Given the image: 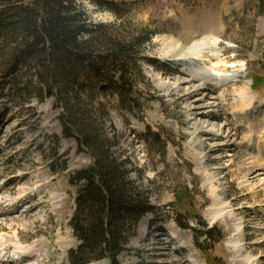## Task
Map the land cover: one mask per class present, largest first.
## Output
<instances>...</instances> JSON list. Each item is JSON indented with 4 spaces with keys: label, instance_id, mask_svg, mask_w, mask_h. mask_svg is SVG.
<instances>
[{
    "label": "rangeland",
    "instance_id": "rangeland-1",
    "mask_svg": "<svg viewBox=\"0 0 264 264\" xmlns=\"http://www.w3.org/2000/svg\"><path fill=\"white\" fill-rule=\"evenodd\" d=\"M76 2L85 10L89 25L120 23L151 32L139 61L141 74L131 79L129 104L123 105L118 95L105 85L98 87L93 105L86 106L83 101L95 127L107 138L114 156L125 163L129 179L139 191L148 195L149 204L154 208L144 216V238L140 237L135 246L128 247L139 236L137 225L125 250L118 256V263L173 264L174 257L159 254V247L166 232L174 230L179 235H187L186 246L193 253L194 264H243L239 260L244 256L256 259L251 264H264V221L261 216L264 214V180L252 187V191L242 186L241 181L250 165L248 160L252 161L248 159L250 154L246 144L234 147L241 142L236 135L232 139L233 146L211 154L223 157L210 163L207 171L189 148L194 140L189 128L194 121L202 119L197 116L190 121L188 115L189 108L205 106L201 108L205 110L211 102H214L212 108L216 109L214 105L219 101L223 119L234 123L239 116L233 118L228 112L241 101L238 91L246 88L254 99L251 120L255 123V138L264 127V6L259 0ZM186 34L216 40L222 57L241 64L235 81L214 92L213 96L218 95V100L208 99L207 90L185 98L186 93L198 86L195 83L176 89L161 86L163 82L181 81L184 76L175 63L161 59L158 53L162 47L160 37L183 40ZM1 77L0 115L6 122L0 126V193L7 197V203L23 191L29 198L19 204L18 214L13 215L18 217L17 221L13 223L6 217L0 222V235L11 237L15 233L23 246L40 242L48 245L45 258L30 257L26 259L28 264H70L68 253L77 247L78 241L69 221L79 188L71 185V181L75 172L88 166L91 159L74 138L64 137L60 112L52 97L40 101L24 92L15 95L13 84L23 88L32 82L29 67H23L18 74L5 80ZM254 77H259V82L254 83ZM186 86L191 89H185ZM197 98L201 101L196 102ZM222 120L215 122V131H222ZM13 127L16 128L13 130ZM204 133L197 135L198 141H204ZM221 141L216 140V143ZM261 173L259 178H264V169ZM209 175L213 179H209ZM213 186L217 188L215 194ZM39 188L44 192H36ZM179 191L182 196L178 195ZM217 199L233 204V211L239 208L235 213L243 224L241 251L232 243L236 236L231 224L222 218L211 221L208 217V209ZM38 201L39 205L34 207ZM255 202L262 204L257 207V215L248 208ZM29 206L33 210L27 212ZM6 210L8 208L3 206L0 208V211ZM180 223L190 228L180 229ZM210 228L221 238L205 236L204 232ZM156 231L162 235L154 237ZM169 235L175 237L174 233ZM153 239L155 243L148 250V243ZM2 247L8 253L15 251L11 242L2 244L0 249ZM22 254L21 251L20 258ZM89 264H109V260Z\"/></svg>",
    "mask_w": 264,
    "mask_h": 264
},
{
    "label": "trees",
    "instance_id": "trees-1",
    "mask_svg": "<svg viewBox=\"0 0 264 264\" xmlns=\"http://www.w3.org/2000/svg\"><path fill=\"white\" fill-rule=\"evenodd\" d=\"M76 1L0 0V76L5 80L29 67L33 80L23 88L13 84L15 95L52 97L64 137L74 138L91 159L71 181L79 186L69 221L78 245L69 251V263L108 259L119 264L129 236L154 208L129 179L83 101L93 105L98 87L105 85L129 104L131 79L141 74L139 61L151 32L120 23L89 25ZM204 233L221 238L212 228Z\"/></svg>",
    "mask_w": 264,
    "mask_h": 264
},
{
    "label": "bare ground",
    "instance_id": "bare-ground-1",
    "mask_svg": "<svg viewBox=\"0 0 264 264\" xmlns=\"http://www.w3.org/2000/svg\"><path fill=\"white\" fill-rule=\"evenodd\" d=\"M95 17L97 18V16ZM182 39L183 40H179L177 38L165 36L160 37L162 47L159 49L158 53L161 56V59L175 63L180 67L179 71L184 76L181 81H174L170 84L163 82L161 83V86L164 88L173 87L176 89L178 87L180 88V85H189L191 83H195L198 86L192 89L191 92L186 93L185 98H187L188 95L197 96L200 91L207 90L206 97L208 99L212 97L215 100H218L219 96H213L214 92H216L218 89H221V87H224L226 84L235 81L241 64L237 63V61L234 59L227 60L225 57H222L220 54L221 51L217 49L218 43L216 40H211L209 38L206 39L192 34H186V36ZM185 89L189 90L191 88L186 86ZM238 96L241 100L240 103L234 106L233 110L228 112L233 118H235L236 115L239 116L238 118H235L234 123H231L230 120L226 118L223 119V108L219 101L216 103V105H214L216 109L212 108L211 106L214 104V102H211L212 104L208 103V107L205 110L201 109L205 106H196L194 108L188 109L190 121H194L197 116L202 119L200 122L194 121L192 126L189 128V131L193 135L194 139L190 143L189 148L195 159L201 163L202 168L208 171L210 168V163L219 161L223 157L211 154L220 152L226 147H229V145L230 147L233 146L234 142L232 139H234L237 135L236 137H238L241 142H239V144L235 145L234 147H239L242 143H245L249 152L248 154H250L248 159L252 160H248L250 165L248 168H246L247 172L245 173L244 180L241 181V184L252 191V187H254L259 182L262 183L264 180V178H259L263 173H261V170L264 169V160L261 161L264 156V127H261L258 132L259 134L257 133L258 135H256L257 137L255 138V123L253 124V121L251 120V111H253L255 108L254 99L246 91V88L240 89L238 91ZM197 101H201V99L197 98L196 102ZM193 109H196V112H193ZM191 115H193V117ZM9 116H11V114ZM218 119H223L220 122L222 125L221 132L215 131L214 129V124L218 121ZM4 122L6 121H4L0 115V126H2ZM15 128L16 127H13L12 129L14 130ZM203 132H205L204 141H198L196 138L197 135L203 134ZM220 139L223 140L221 141L222 143H216V140ZM259 160L261 163H259ZM209 179H213V176L209 175ZM262 184L264 185V182ZM43 190V188H39L36 189V192L43 193ZM23 192L17 194L12 201L10 200L9 202L11 203H7V197L1 196L0 193V208H2V206L8 208V210L5 212L0 211V222L6 220V217H10L9 219H11L13 223L14 221L18 220V217L13 215L18 214L19 204L29 198V195ZM212 192L215 194L217 192V188H214L213 186ZM38 205L39 201L34 207H37ZM232 206L233 204H226L224 201L217 199L215 204L208 209V217L211 221L222 218L226 223L229 222L231 224L235 230L236 236V238L232 240V243L238 251H241L243 249L241 242L244 241L242 238L243 224L241 222V218L236 217L235 211H237L239 208H236V210L233 211ZM261 206L262 204L260 202H255L250 204L248 208L252 210L253 215H257V212H259L257 211V207ZM26 209L27 212L33 210L30 206ZM261 216L264 221V214H261ZM145 223L146 219L143 218L140 221L137 230L139 236L134 238L132 240L133 242L128 244V247L135 246V242H137L140 237L144 238ZM170 233H174L175 237L173 238L171 235H169ZM153 235L156 237L158 235H162V233H160V231H156ZM171 237L174 239L173 241ZM163 238L164 241L161 244L162 246L159 247V250H161L159 254L166 256L170 255L174 257L172 262L173 264H194L192 260L193 253H191V249L186 246L187 235H179L177 231L168 230ZM154 239L152 240L153 243H155ZM6 242H11L14 245L15 251L12 254L21 251L23 254L16 262L11 261L0 264H28L27 260L30 257L43 256L45 258L44 251L47 250L48 246L41 242L38 244L36 243L29 246H23L20 238H17L15 233L12 234L11 237H3L0 235V247ZM255 260L256 259L252 256H244L240 258L239 262L243 264H251L254 263Z\"/></svg>",
    "mask_w": 264,
    "mask_h": 264
},
{
    "label": "water",
    "instance_id": "water-1",
    "mask_svg": "<svg viewBox=\"0 0 264 264\" xmlns=\"http://www.w3.org/2000/svg\"><path fill=\"white\" fill-rule=\"evenodd\" d=\"M259 80H260L259 77H254V83L259 82ZM178 195H179V196H182V194H181L180 191L178 192Z\"/></svg>",
    "mask_w": 264,
    "mask_h": 264
}]
</instances>
